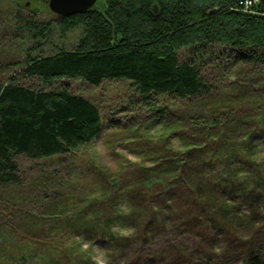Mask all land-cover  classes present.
Masks as SVG:
<instances>
[{
	"label": "trees",
	"instance_id": "obj_1",
	"mask_svg": "<svg viewBox=\"0 0 264 264\" xmlns=\"http://www.w3.org/2000/svg\"><path fill=\"white\" fill-rule=\"evenodd\" d=\"M102 4L59 18L64 35L83 29L76 48L28 49L0 62V264H99L84 242L131 264H264V4ZM22 9L14 0L0 12V44L26 32L41 48L51 23ZM77 78L92 86L131 81L130 119H153L130 137L141 164L127 176L80 151L104 120L65 82ZM19 159L35 161L37 172ZM79 170L97 180L95 194L74 195ZM166 233L170 243L146 249ZM127 246L137 251L127 255Z\"/></svg>",
	"mask_w": 264,
	"mask_h": 264
},
{
	"label": "rangeland",
	"instance_id": "obj_2",
	"mask_svg": "<svg viewBox=\"0 0 264 264\" xmlns=\"http://www.w3.org/2000/svg\"><path fill=\"white\" fill-rule=\"evenodd\" d=\"M48 1L49 0H22V10L26 15L29 14L32 16L34 14L39 22L51 23V34L43 42L41 48L38 47L39 42L27 36L25 34L26 32H22L18 38L12 36L6 37V39L0 44V62L3 61V64L14 62L16 61L15 57L20 55L25 56L28 49L36 48L37 50L34 53L37 55H49L59 49L72 50L76 48L82 36L83 29H72L66 35L61 33V28L58 24L59 17L51 12ZM100 1L103 2V0H98L95 6L102 7L103 4L102 2L100 3ZM13 5L14 0H0V12L2 13L10 10ZM33 51L34 50L31 52ZM6 71L10 74V72L15 71V68L6 69ZM5 76L7 77L6 74ZM65 82L69 84L75 93L83 95L96 103L100 107L103 115L104 124L101 134L90 146L82 147L80 151L84 152L88 150L87 157L107 173L111 172L114 175H120L123 177V174H125V176H127V168H129L131 164H141V159L134 155L130 150L133 147L130 137L135 132H137L136 135L142 134L140 130L138 131L137 127L140 122L145 123L143 126L144 128L153 123L152 118H145L144 115H140V117L135 120L130 119L132 113H136L131 112L133 104L130 102V96L134 95V91L131 90L132 82L127 79L115 81L106 80L99 86H92L86 80L80 78L65 79ZM127 107L130 108L127 109ZM143 111L145 110H142L141 112ZM151 129L152 132L150 134L154 137L160 131L159 128L156 127H152ZM138 140L136 141L137 143H143L142 138H139ZM140 146L143 147V144ZM19 162L23 166V170L27 171L28 174L34 175L38 170V164L35 161L19 159ZM84 168L85 167H83V169ZM84 170L87 171L88 169ZM79 173H81V175H79ZM77 177L78 183L76 182L77 185L74 184V187L76 188L74 195L76 197L80 194H88L86 193L87 190L91 191L92 194H95L92 191H98L99 185L94 183V181L97 182V180L94 179L92 174L79 170ZM90 183H92V185ZM42 192L43 188L40 190L39 194H42ZM122 233L127 235L129 232ZM170 234L171 233H166L157 236L153 241V244L146 245V249H161L162 246L170 243V239L173 238ZM176 237L178 241L182 242L186 247H189L192 243L194 244L195 241L191 237L178 235ZM83 247L85 250L92 249L94 251L95 260H97L99 264H131L129 261L109 260L106 251L92 248V246L86 242H84ZM127 249V255L137 251V248L134 246H127ZM220 253L221 251L219 252V250H215L213 254L218 255ZM220 259L221 257H219L218 261L220 264H241V261L237 257L230 258L228 263L223 262V260L226 261L227 259Z\"/></svg>",
	"mask_w": 264,
	"mask_h": 264
},
{
	"label": "water",
	"instance_id": "obj_3",
	"mask_svg": "<svg viewBox=\"0 0 264 264\" xmlns=\"http://www.w3.org/2000/svg\"><path fill=\"white\" fill-rule=\"evenodd\" d=\"M98 0H49V8L59 18H67L77 14H83L92 9ZM236 3L244 0H231ZM264 4V0H261ZM157 11V7H155Z\"/></svg>",
	"mask_w": 264,
	"mask_h": 264
},
{
	"label": "built area",
	"instance_id": "obj_4",
	"mask_svg": "<svg viewBox=\"0 0 264 264\" xmlns=\"http://www.w3.org/2000/svg\"><path fill=\"white\" fill-rule=\"evenodd\" d=\"M262 3L261 0H244L243 2L236 3V7L244 11H250L252 8L257 7Z\"/></svg>",
	"mask_w": 264,
	"mask_h": 264
}]
</instances>
